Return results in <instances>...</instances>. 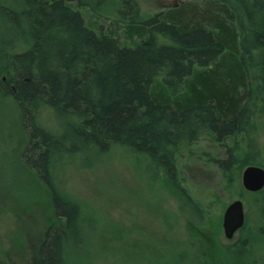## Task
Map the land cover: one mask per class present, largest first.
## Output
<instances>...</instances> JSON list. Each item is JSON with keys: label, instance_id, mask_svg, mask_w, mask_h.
<instances>
[{"label": "trees", "instance_id": "16d2710c", "mask_svg": "<svg viewBox=\"0 0 264 264\" xmlns=\"http://www.w3.org/2000/svg\"><path fill=\"white\" fill-rule=\"evenodd\" d=\"M10 1L16 10L4 5L0 19L21 47L0 52L6 60L0 98L19 106L28 139L22 160L48 189L54 217L36 264H66L67 239L78 240L88 221L84 205L61 185L64 157L91 148L127 150L145 159L155 177L164 174L177 199L194 210L178 167L185 143L202 137L233 143L223 159H214L227 191L242 188L243 169L263 167L264 0L187 2L146 18L135 0H124L121 21L110 32L93 28L84 13L109 0ZM120 24L140 39L134 48L119 39ZM44 112L62 120L61 133L39 123ZM191 173L205 176L197 168ZM200 239L205 248L184 264L257 261L245 257L246 242L214 257Z\"/></svg>", "mask_w": 264, "mask_h": 264}, {"label": "rangeland", "instance_id": "374dc122", "mask_svg": "<svg viewBox=\"0 0 264 264\" xmlns=\"http://www.w3.org/2000/svg\"><path fill=\"white\" fill-rule=\"evenodd\" d=\"M135 1L145 18L187 2H203ZM123 2L109 0L106 5H97L95 12L84 11L85 18L93 28L110 32L121 21ZM4 5L16 10L10 0H0V10ZM120 25L118 37L123 44L134 48L141 42ZM12 30L0 19V52L20 49ZM5 62L0 57L1 71ZM38 121L48 130L62 132V120L50 112L38 115ZM241 140L240 136L237 144L243 150L246 144ZM27 144L19 106L12 99H1L0 264H36L42 235L54 222L48 189L22 160ZM232 145L229 141L220 146L202 137L194 144L181 146L178 167L182 175L186 174L182 176L188 180L184 185L196 210L177 199L164 174L155 177L145 159L127 150L99 154L91 148L90 152L64 157L58 174L64 192L81 202L88 212L80 238L67 239L66 264H184L205 248L200 237L214 248V257L225 248L232 251L246 242L245 257L255 256L256 264H264V191L253 194L243 190L242 177V188L237 184L225 190L222 172L214 162L223 159ZM258 151L264 167V136ZM193 168L201 169L205 176L192 175ZM239 199L244 202L246 223L233 239H227L224 213ZM251 260L247 264H252Z\"/></svg>", "mask_w": 264, "mask_h": 264}, {"label": "water", "instance_id": "95a60500", "mask_svg": "<svg viewBox=\"0 0 264 264\" xmlns=\"http://www.w3.org/2000/svg\"><path fill=\"white\" fill-rule=\"evenodd\" d=\"M242 185L248 192H259L264 189V168L248 166L242 172ZM246 221L245 207L242 200H236L226 209L223 217V230L227 239L244 227Z\"/></svg>", "mask_w": 264, "mask_h": 264}, {"label": "bare ground", "instance_id": "6f19581e", "mask_svg": "<svg viewBox=\"0 0 264 264\" xmlns=\"http://www.w3.org/2000/svg\"><path fill=\"white\" fill-rule=\"evenodd\" d=\"M260 167V166H259ZM263 168V167H262Z\"/></svg>", "mask_w": 264, "mask_h": 264}]
</instances>
